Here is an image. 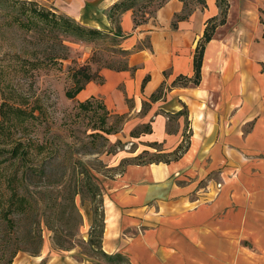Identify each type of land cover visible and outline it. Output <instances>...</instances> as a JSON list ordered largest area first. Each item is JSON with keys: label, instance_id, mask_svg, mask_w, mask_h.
Listing matches in <instances>:
<instances>
[{"label": "crops", "instance_id": "0c3cea01", "mask_svg": "<svg viewBox=\"0 0 264 264\" xmlns=\"http://www.w3.org/2000/svg\"><path fill=\"white\" fill-rule=\"evenodd\" d=\"M183 8L167 0L139 24L125 11L120 43L130 51L128 67L103 69L102 82L78 93L126 113L127 130L145 124L148 130L131 136L141 148L134 156L145 150L162 159L131 162L111 180L101 247L131 264H264V117L251 107L247 80L238 78L246 67L215 35L204 45L199 83L177 81L193 77L196 46L218 13L215 0H206L175 20ZM161 85L162 95L151 100ZM12 264L111 263L45 246Z\"/></svg>", "mask_w": 264, "mask_h": 264}, {"label": "rangeland", "instance_id": "374dc122", "mask_svg": "<svg viewBox=\"0 0 264 264\" xmlns=\"http://www.w3.org/2000/svg\"><path fill=\"white\" fill-rule=\"evenodd\" d=\"M23 1H33L57 16L65 15L83 26L98 28L102 34L91 41L65 37L57 29L49 30L43 26L36 17L30 18L33 25L29 28L24 25L28 23L25 21L29 13L25 9L29 6L22 4ZM115 1L0 0V158L13 156L14 165L20 159L42 169L43 173L32 176L35 181L71 180L77 181L78 188L75 196L78 210L74 209L72 214L63 192L41 196L39 192L43 188L37 189L32 184L29 192L20 190V193L38 197L30 221H39L41 237L11 240L8 248L0 251V264L6 263L8 250L15 243L28 251H18L12 263L21 256L29 258L39 254L45 246L50 252L64 250L67 241L73 245L70 249L75 248L91 263L126 264V256L120 261L100 257L86 240L91 226L99 229L104 220V213L101 215L103 195L111 180L123 172L127 162L154 158L148 154L134 158L141 148L131 136L145 129V124L138 122L127 130L125 123L129 118L126 113L113 112L103 103L102 97L85 98L78 95L79 91L72 98L66 94L67 90H74L73 71L78 67H88L94 75L91 81L100 83L103 69L119 68L124 64L121 37L113 34L120 25V17L112 13V21L109 20L110 8ZM220 4L225 14L218 7L217 15L210 22V25H216L213 35L228 47L234 60L246 67L238 78L244 83L247 80L251 107L255 114L264 117V75L260 72V63L264 60L261 37L264 0H226ZM195 6L198 5L194 1H188V8ZM155 7L156 2L137 0L132 12L140 20L143 12L145 17L153 15ZM242 91H246L244 84ZM251 123L245 129H249ZM23 169L20 168L19 173ZM89 185L97 186L100 195L92 198L87 189ZM54 196L59 205L52 207ZM52 224L57 228L50 230L47 225ZM22 225L24 230L27 221ZM55 230L64 240L62 248L55 242ZM34 249L36 252L32 254Z\"/></svg>", "mask_w": 264, "mask_h": 264}, {"label": "trees", "instance_id": "16d2710c", "mask_svg": "<svg viewBox=\"0 0 264 264\" xmlns=\"http://www.w3.org/2000/svg\"><path fill=\"white\" fill-rule=\"evenodd\" d=\"M16 1V0H12ZM137 0H117L112 3L110 8V14H109V20L112 21V13H116L121 18V15L127 11L132 10L134 7V3ZM156 2V7L153 10V13L160 8L167 0H148ZM183 2V14H176L175 20H179L183 17H185L192 8H188V1H194L196 5L203 8L206 6V0H180ZM226 0H216L217 7H220L221 13L225 14V9L221 7L222 2H225ZM22 4L28 5L29 8L25 9L22 7V10L25 9L28 10L29 13L26 17V21L28 23H24V25H28V27H32V21L30 18L36 17L37 20L42 22V25L45 27H48L50 29H57L62 33L63 36H73L78 40L83 41H91L98 36L102 34V31L95 27H86L81 25L80 23L76 22L73 18H70L65 15H55L54 13H51L48 10H45L42 7H38L35 2L33 1H23ZM133 13V12H132ZM148 17H145V12H143L142 18L140 20H137L135 16L133 15V21L135 24H139L141 22H144L147 20ZM215 17H211L207 20L203 36L201 40L198 42L194 57H193V66H194V75L191 79H188L184 76H180L177 78V81H183V84H187L188 81L198 84L200 77H201V64H202V57H203V51H204V45L207 41H209L214 34V30L216 28V25H210V22L214 20ZM261 23L263 25L262 28V40L264 42V20H261ZM37 25V23H34ZM222 24V23H221ZM173 25L175 23L173 22ZM114 35L119 36L122 38L123 34L121 32L120 25L117 26L116 29H114ZM125 53V59L130 51L123 49ZM63 58V57H61ZM261 69L260 72L264 75V60L260 63ZM127 63L126 61L124 64L119 68H111L115 70H124L126 69ZM73 75L75 77V87L74 90H67L66 94L69 98L74 97V95L80 91L84 85L91 81L93 79V73L90 72L88 67L86 66H80L75 71H73ZM80 74L79 76H77ZM100 78V75H99ZM102 78V77H101ZM147 80V77L144 78L143 83ZM174 83V82H173ZM164 87L161 85L158 90L155 93H152L150 96V99H156L159 98L163 93ZM144 130H148V128H145ZM15 150V149H14ZM182 152V151H181ZM142 154H148L147 151H142L140 154L135 155L134 158L140 159L142 158ZM150 155V154H148ZM13 156H4L0 158V240L4 239V241L0 242V251H4L8 248L11 240H22L27 241L30 239H33L35 237H41V230L39 227V221H30V215L33 214V210L35 208V205H37L38 197L36 195H26L25 193H20L19 191H27L29 192V186L31 184L35 188H43L42 191L39 192V195H43L45 193H49L52 195L54 192H63L65 199L68 201V206L70 207V212L74 211V209L78 210V207L75 203V196L78 194V188H77V181H50L49 179H38L33 180V175L43 173L42 169H38L36 166L25 164L22 160L19 159L17 163L14 165L15 159ZM144 157V156H143ZM154 157V155H153ZM145 158V157H144ZM155 160H162L160 156H155L153 159H150L149 161H141L135 163H147L152 162ZM166 161V160H165ZM131 162H127L126 164H129ZM24 168L21 173L20 168ZM11 168V169H10ZM33 176V177H32ZM87 189L91 192L92 198H94L97 195H100L99 188L95 185H89L87 186ZM52 201V207H55L59 205L57 203V196H54L51 198ZM104 210L102 211L103 216ZM78 215L81 216V213L78 212ZM27 221V225H24V230L22 229V223ZM101 226H99V229L96 228L95 225H92L89 232H88V239L86 240L89 245L93 248V250L100 255V257L105 259H116L117 261H120L124 258L123 255L116 253L114 255H109L108 253L104 252L101 247V239L102 234L104 231V220L101 221ZM45 225L47 224L46 221H44ZM53 225V224H52ZM47 227L50 230L56 229V225ZM18 226L17 231L14 230V228ZM21 228V230H19ZM57 232L55 230V242L58 244V246H61L64 242L63 239H61L60 236L57 235ZM6 238V239H5ZM67 241V240H66ZM68 246L64 247V250H68L73 247L71 245V241H67ZM18 251H28V249H24L23 246L18 245L17 243L14 244L12 248L8 250L9 257L6 260L5 264H11L12 259L15 257ZM36 252V249L31 250V253L34 254ZM126 264H131L128 260L126 261Z\"/></svg>", "mask_w": 264, "mask_h": 264}]
</instances>
